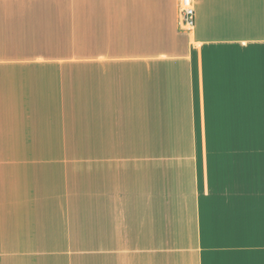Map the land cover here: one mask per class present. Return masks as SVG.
Listing matches in <instances>:
<instances>
[{
  "label": "crops",
  "instance_id": "0c3cea01",
  "mask_svg": "<svg viewBox=\"0 0 264 264\" xmlns=\"http://www.w3.org/2000/svg\"><path fill=\"white\" fill-rule=\"evenodd\" d=\"M0 0V264H264V0Z\"/></svg>",
  "mask_w": 264,
  "mask_h": 264
},
{
  "label": "built area",
  "instance_id": "2783aa9c",
  "mask_svg": "<svg viewBox=\"0 0 264 264\" xmlns=\"http://www.w3.org/2000/svg\"><path fill=\"white\" fill-rule=\"evenodd\" d=\"M180 27L182 30L192 32L196 25V8L194 0H180Z\"/></svg>",
  "mask_w": 264,
  "mask_h": 264
}]
</instances>
